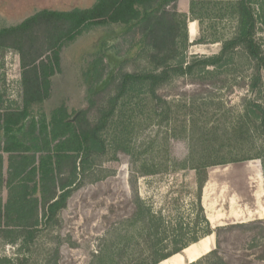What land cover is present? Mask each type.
I'll return each instance as SVG.
<instances>
[{"label":"trees","instance_id":"trees-1","mask_svg":"<svg viewBox=\"0 0 264 264\" xmlns=\"http://www.w3.org/2000/svg\"><path fill=\"white\" fill-rule=\"evenodd\" d=\"M177 1L96 0L86 9L41 10L15 26L0 28V60L6 51H14L21 69L20 103L8 105L0 95V240L16 246L14 257H1L0 264H25L38 235L55 226L73 191L93 174L100 159L108 154L115 159L120 150L132 153L129 144L144 113L147 125L164 123L168 139L187 142L186 157L165 158L163 169L193 172L192 217L184 223L177 213L171 218L156 212L134 192L135 207L126 222L127 231H117L95 254V261L161 264L215 234V249L184 264H227L217 251L222 228H211L202 192L210 168L249 160L260 161L264 182V104L245 101L235 120L219 127L208 124L204 107L208 104L175 103L162 98L158 90L176 78L200 85L215 79L210 85L224 88L223 76L229 66L237 67L238 51L254 64L250 92L264 89V52L255 42L257 24L264 33V0H190L188 14L177 11ZM188 21L197 22L199 41H221L217 56L187 63ZM225 22L232 28L227 38ZM96 27L108 33L117 29L120 39L138 47L132 59L139 68L132 72L119 69L105 88L94 90L108 70L107 41L102 39L84 74L90 108L74 118L63 104L47 113L43 105L51 97L52 78L61 73L62 48ZM108 88L111 93L90 119L93 97ZM141 95L144 105H140ZM147 163L138 169L141 177L155 175L161 167L153 160ZM255 226L264 224L256 221L227 229Z\"/></svg>","mask_w":264,"mask_h":264},{"label":"rangeland","instance_id":"rangeland-1","mask_svg":"<svg viewBox=\"0 0 264 264\" xmlns=\"http://www.w3.org/2000/svg\"><path fill=\"white\" fill-rule=\"evenodd\" d=\"M95 1L0 0V28L15 26L41 10L68 12L86 9ZM223 25L227 37L232 30L231 23L225 22ZM118 34L117 29L108 33L96 27L62 48L61 73L52 78L51 97L43 105L47 113L63 104L74 118L75 114L90 108L84 74L102 39L107 41L108 70L102 82L94 84V90L105 88L109 78L119 69L132 72L139 68V63L132 59L138 47L130 46V40H122ZM192 34L193 23L190 37ZM255 42L261 45L264 52V33L259 24L256 26ZM235 64V70L229 66L223 76L226 79L224 88L210 85L215 79L200 85L198 81L194 83L188 78H176L160 88L158 94L175 103L192 100L196 101V105L208 104L204 106L208 124L224 127L242 112L245 101L256 100L264 104V89L250 92L254 64L241 51L237 53ZM20 74L17 53L6 51L0 60V95L8 105L20 103ZM108 93H111L109 88L93 97L90 119L104 103ZM144 103L141 95L140 105ZM146 116L147 113L139 116V125L129 144L132 153L126 154L120 150L115 159L111 154L100 159L93 174L73 191L66 208L58 214L55 226L38 235L29 248L25 264H97L95 254L108 245L117 231H127L126 222L135 207L134 192L140 202L149 205L152 210L161 211L171 218L177 213L184 223L190 222L193 172L174 171L172 167L166 171L163 169L165 158L181 160L186 157L187 142L168 139L167 126L164 123L160 127L152 123L147 125ZM176 134L179 135V130H176ZM152 160L155 165L161 166L157 168L158 173L141 177L138 174L140 165ZM5 168L4 162V172ZM258 188L260 196L257 195ZM5 198L3 191L2 201ZM201 202L211 228H222L218 234L217 251L227 264H264V226L227 229L256 221L264 224V182L259 160L210 168ZM211 236V239L210 236L202 239L210 242L208 251L216 248V236ZM127 247L130 250V245ZM15 250V245L0 240V258L14 257Z\"/></svg>","mask_w":264,"mask_h":264},{"label":"crops","instance_id":"crops-1","mask_svg":"<svg viewBox=\"0 0 264 264\" xmlns=\"http://www.w3.org/2000/svg\"><path fill=\"white\" fill-rule=\"evenodd\" d=\"M189 2L190 0H178L176 3L177 11L180 13L188 14ZM192 23H193V34H192L193 36L190 37L191 35L189 28L192 27ZM199 36H200V28L198 27L197 22L188 21L187 23L188 47H187L186 61L189 64L198 61L200 59L215 57L221 51L222 48L221 41L219 40L198 41ZM257 195L260 196L259 188L257 191Z\"/></svg>","mask_w":264,"mask_h":264},{"label":"bare ground","instance_id":"bare-ground-1","mask_svg":"<svg viewBox=\"0 0 264 264\" xmlns=\"http://www.w3.org/2000/svg\"><path fill=\"white\" fill-rule=\"evenodd\" d=\"M192 30V27L189 28V31ZM212 236L209 237L211 239ZM210 242L208 240H202L199 245H192L185 249L182 254H177L172 256L171 258L163 261L161 264H184V260L186 259L189 262H194L201 258L202 254L207 253L209 249Z\"/></svg>","mask_w":264,"mask_h":264},{"label":"water","instance_id":"water-1","mask_svg":"<svg viewBox=\"0 0 264 264\" xmlns=\"http://www.w3.org/2000/svg\"><path fill=\"white\" fill-rule=\"evenodd\" d=\"M209 252H210V251H208L207 253H209ZM207 253H205V254H207ZM205 254H203L202 256H204ZM202 256H201V257H202Z\"/></svg>","mask_w":264,"mask_h":264}]
</instances>
